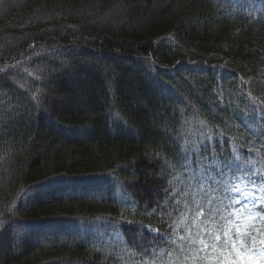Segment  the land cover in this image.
<instances>
[{"label": "trees", "instance_id": "1", "mask_svg": "<svg viewBox=\"0 0 264 264\" xmlns=\"http://www.w3.org/2000/svg\"><path fill=\"white\" fill-rule=\"evenodd\" d=\"M259 101L264 0H0V264H168L172 194L264 176Z\"/></svg>", "mask_w": 264, "mask_h": 264}, {"label": "snow or ice", "instance_id": "2", "mask_svg": "<svg viewBox=\"0 0 264 264\" xmlns=\"http://www.w3.org/2000/svg\"><path fill=\"white\" fill-rule=\"evenodd\" d=\"M259 105L264 101L253 111ZM180 159L186 166L191 163L187 154ZM239 160L225 158L216 165L219 175L242 173L235 176L238 182L222 187L217 182V188L201 185L194 192L181 195L177 190L172 194L178 222L174 221L169 226L172 232L166 234L173 246L167 253L168 264H264V214L259 210L264 205V176L250 161L237 163ZM217 191L221 195H215Z\"/></svg>", "mask_w": 264, "mask_h": 264}, {"label": "rangeland", "instance_id": "3", "mask_svg": "<svg viewBox=\"0 0 264 264\" xmlns=\"http://www.w3.org/2000/svg\"><path fill=\"white\" fill-rule=\"evenodd\" d=\"M141 13H147V12H146V10H142V11H141ZM56 97H58V98H59V97H60V95H59V96H56Z\"/></svg>", "mask_w": 264, "mask_h": 264}]
</instances>
